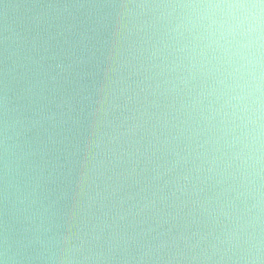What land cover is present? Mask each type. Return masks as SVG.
<instances>
[{
	"label": "water",
	"instance_id": "95a60500",
	"mask_svg": "<svg viewBox=\"0 0 264 264\" xmlns=\"http://www.w3.org/2000/svg\"><path fill=\"white\" fill-rule=\"evenodd\" d=\"M0 264H264V0H0Z\"/></svg>",
	"mask_w": 264,
	"mask_h": 264
}]
</instances>
